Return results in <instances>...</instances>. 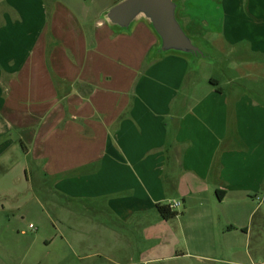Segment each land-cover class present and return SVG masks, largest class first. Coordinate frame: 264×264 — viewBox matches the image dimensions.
<instances>
[{
  "label": "crops",
  "instance_id": "1",
  "mask_svg": "<svg viewBox=\"0 0 264 264\" xmlns=\"http://www.w3.org/2000/svg\"><path fill=\"white\" fill-rule=\"evenodd\" d=\"M1 1L0 181L22 163L63 199L34 237L1 238L6 252L20 264H264V0H213L210 15L181 0L187 33L225 53V82L208 60L159 52L143 16L122 29L87 0ZM176 200L163 218L157 205Z\"/></svg>",
  "mask_w": 264,
  "mask_h": 264
},
{
  "label": "rangeland",
  "instance_id": "2",
  "mask_svg": "<svg viewBox=\"0 0 264 264\" xmlns=\"http://www.w3.org/2000/svg\"><path fill=\"white\" fill-rule=\"evenodd\" d=\"M81 1L83 2V0ZM119 1L121 0H87L86 3L94 5L95 9L100 12L105 8L109 9ZM175 1L179 4L180 8L181 0ZM195 1H201L204 12L208 15L212 14L213 0ZM0 4H4V1H1ZM196 6L198 8V5ZM178 16H180L179 13ZM191 37L206 54L204 57L200 56L202 58L201 60H208V63L203 67L204 71L211 72L212 70L215 78L225 82L230 74V69L227 67L228 59L225 53L217 47L212 46L211 38L204 39L194 35ZM20 150L21 148L18 149L17 153ZM14 161L15 163H19L17 158H14ZM22 166V163L12 166L9 174L11 180L0 181V191H9L10 189L12 191H21V193L16 191L10 193V195L0 197V239L3 237H15L23 240L34 237L41 223H47V226L53 225L52 220L55 216V211L52 209V201L63 202L61 197L51 196L50 182L44 184V182H41V180L38 181L35 178L28 180L23 172ZM0 168H2V165H0ZM1 171L0 173H2ZM40 201H42V205H40ZM2 203L7 207H13V205H16V207L13 210L3 209ZM9 223L11 225H8ZM30 223L34 226L33 228L30 227ZM0 264H20V261L16 256L7 253L5 248L0 245Z\"/></svg>",
  "mask_w": 264,
  "mask_h": 264
},
{
  "label": "water",
  "instance_id": "3",
  "mask_svg": "<svg viewBox=\"0 0 264 264\" xmlns=\"http://www.w3.org/2000/svg\"><path fill=\"white\" fill-rule=\"evenodd\" d=\"M175 0H121L106 11L111 24L129 29L141 16L149 20L160 38L159 52L176 51L198 59L206 54L187 33L178 17Z\"/></svg>",
  "mask_w": 264,
  "mask_h": 264
},
{
  "label": "trees",
  "instance_id": "4",
  "mask_svg": "<svg viewBox=\"0 0 264 264\" xmlns=\"http://www.w3.org/2000/svg\"><path fill=\"white\" fill-rule=\"evenodd\" d=\"M211 81L213 82L214 79L211 78ZM121 117H123V116H121ZM223 193H224L223 190H218L217 191L218 197L222 198ZM157 207H158V210L161 213L162 217L165 219H170V218L177 215V212L174 211L172 208H170V206L168 204H158Z\"/></svg>",
  "mask_w": 264,
  "mask_h": 264
},
{
  "label": "built area",
  "instance_id": "5",
  "mask_svg": "<svg viewBox=\"0 0 264 264\" xmlns=\"http://www.w3.org/2000/svg\"><path fill=\"white\" fill-rule=\"evenodd\" d=\"M168 205L170 206V208L174 209L175 207L181 205V201H179V200L172 201ZM30 227H33V225L30 224Z\"/></svg>",
  "mask_w": 264,
  "mask_h": 264
}]
</instances>
